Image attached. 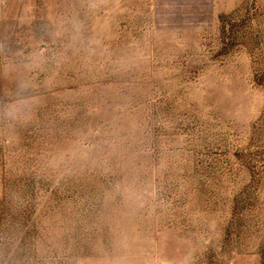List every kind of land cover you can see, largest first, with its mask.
I'll return each instance as SVG.
<instances>
[{"label": "rangeland", "instance_id": "374dc122", "mask_svg": "<svg viewBox=\"0 0 264 264\" xmlns=\"http://www.w3.org/2000/svg\"><path fill=\"white\" fill-rule=\"evenodd\" d=\"M0 264H264V0H0Z\"/></svg>", "mask_w": 264, "mask_h": 264}]
</instances>
